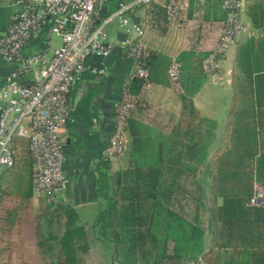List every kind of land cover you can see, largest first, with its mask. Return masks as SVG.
<instances>
[{
    "label": "trees",
    "instance_id": "16d2710c",
    "mask_svg": "<svg viewBox=\"0 0 264 264\" xmlns=\"http://www.w3.org/2000/svg\"><path fill=\"white\" fill-rule=\"evenodd\" d=\"M168 2L140 6L144 18L138 19L165 30ZM189 2L187 17L177 21L190 40L177 58L184 110L170 135H146L131 113L126 166L113 165L126 149L97 163L99 211L91 227L69 201L35 195V157L26 139L15 138L14 163L0 171V264H93V241L116 264H187L200 257L206 264H264V208L249 204L254 182L264 185V0H245L244 15L257 33L239 44L227 145L212 160L213 132L192 96L205 81L206 59L221 36L211 42L210 35L222 32L227 12L222 0ZM138 58L148 78L175 90L168 73L173 60L144 47ZM145 81L133 72L123 93L137 98ZM66 104L70 108V93Z\"/></svg>",
    "mask_w": 264,
    "mask_h": 264
},
{
    "label": "built area",
    "instance_id": "2783aa9c",
    "mask_svg": "<svg viewBox=\"0 0 264 264\" xmlns=\"http://www.w3.org/2000/svg\"><path fill=\"white\" fill-rule=\"evenodd\" d=\"M158 0H129L111 9L110 0H15L17 7L0 36V60L12 66L0 74V171L14 163L13 140L26 139L36 162L35 195L65 197L70 180L66 175L65 140L62 130L69 120L68 93L85 72L106 75L108 61L117 46L111 26L117 24L125 37L122 51L133 61L134 74L147 80L149 71L139 61L147 25L138 19L140 6ZM226 20L214 51L206 59V74H218L223 57L249 26L244 20L245 0H222ZM189 0H169L168 19L187 17ZM106 11L103 12V9ZM142 16V15H141ZM144 18V16H143ZM54 38L59 43L53 42ZM100 57L99 66L90 59ZM177 92L181 91V66L173 59L168 69ZM113 134L104 155L114 158L126 149L128 119L136 97L125 91ZM251 206L264 208V185L253 184ZM187 264H206L200 257Z\"/></svg>",
    "mask_w": 264,
    "mask_h": 264
},
{
    "label": "crops",
    "instance_id": "0c3cea01",
    "mask_svg": "<svg viewBox=\"0 0 264 264\" xmlns=\"http://www.w3.org/2000/svg\"><path fill=\"white\" fill-rule=\"evenodd\" d=\"M14 1L0 0V36L6 30L17 9ZM115 6L113 5L111 9ZM143 13L144 11L140 10L142 16H144ZM244 20L250 31L242 35L223 57L218 74L205 75L203 85L192 96L194 104L205 120L204 126L213 132L209 160L214 159L215 154L222 151L227 145V134L235 106V91L232 105L228 107L225 115L218 117L216 111L211 112L205 108L204 104L211 103L213 99L210 92L206 90L209 88V83L227 87V91H230L231 87L234 90L231 78L238 72L236 55L239 44L246 37L257 33V30L252 27L251 19L244 15ZM164 27H166L165 30L161 29L160 25L149 22L146 32L141 38V43L144 49L151 53L155 52L166 60L177 59L185 50L189 49L188 33L175 20L168 22ZM110 30L112 37L117 40V46L108 61V72L106 75L92 72H85L82 75L81 80L70 92V116L62 130L67 156L65 171L70 180L63 199L79 209L82 220L90 227L95 222L99 211L98 193L95 185L96 166L103 157L113 134L117 107L123 97V87L134 70L133 61L130 58L127 56L118 57L122 52L120 41L125 37L124 32L117 24H113ZM220 34L221 30L211 34V42L216 41ZM53 42L57 44L59 40L54 38ZM100 62L101 58L97 56L90 59V64L93 66H99ZM11 68L10 64L0 60L1 75L8 74ZM136 100V104L137 102L138 104L134 107L132 117L146 126V135L149 131L151 134L153 133V136H169L184 110L182 95L166 81L156 82L148 78ZM219 111L218 109L217 112ZM128 149H130L129 140L125 154L117 158L118 161L125 159L127 162ZM115 160H113V165L116 164ZM119 166L124 167L126 164L120 163ZM57 198H61V196ZM221 201L219 198L217 204H221ZM92 245L94 244L92 243ZM108 257L109 264H116L111 260L110 255Z\"/></svg>",
    "mask_w": 264,
    "mask_h": 264
},
{
    "label": "rangeland",
    "instance_id": "374dc122",
    "mask_svg": "<svg viewBox=\"0 0 264 264\" xmlns=\"http://www.w3.org/2000/svg\"><path fill=\"white\" fill-rule=\"evenodd\" d=\"M127 1L129 0H113L112 2H110V6L116 5L119 2H127ZM208 86L209 88L206 91L210 92L211 97L213 99L211 100V103L204 104L205 108H207L211 112L216 111V116L218 117L225 115V112L227 111L228 107L231 106L233 103V99H234L233 88L231 87L230 91H227L228 89L227 87H222L217 84L209 83ZM218 109L220 110L219 111L220 113L217 112ZM115 162H116V164H114L115 170L120 168L119 166L120 163L123 165L124 163L126 164L125 159H121L119 161L116 159ZM34 205H37L36 198H34ZM93 244L94 245H92V248H91V255L88 258L90 262L93 264H109L110 260H109L108 255H110V252L101 243H99V241H93Z\"/></svg>",
    "mask_w": 264,
    "mask_h": 264
},
{
    "label": "water",
    "instance_id": "95a60500",
    "mask_svg": "<svg viewBox=\"0 0 264 264\" xmlns=\"http://www.w3.org/2000/svg\"><path fill=\"white\" fill-rule=\"evenodd\" d=\"M105 11H106V8L103 9V12H105Z\"/></svg>",
    "mask_w": 264,
    "mask_h": 264
}]
</instances>
